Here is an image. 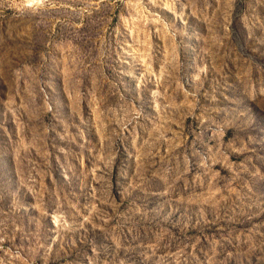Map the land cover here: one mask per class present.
<instances>
[{
	"label": "rangeland",
	"instance_id": "1",
	"mask_svg": "<svg viewBox=\"0 0 264 264\" xmlns=\"http://www.w3.org/2000/svg\"><path fill=\"white\" fill-rule=\"evenodd\" d=\"M0 264H264V0H0Z\"/></svg>",
	"mask_w": 264,
	"mask_h": 264
}]
</instances>
